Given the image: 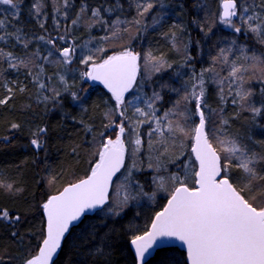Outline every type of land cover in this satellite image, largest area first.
Wrapping results in <instances>:
<instances>
[{"label":"snow or ice","instance_id":"snow-or-ice-1","mask_svg":"<svg viewBox=\"0 0 264 264\" xmlns=\"http://www.w3.org/2000/svg\"><path fill=\"white\" fill-rule=\"evenodd\" d=\"M156 2L157 0H129L128 9L134 7L136 13L129 20L126 17L121 18L127 11L121 0L96 7L81 0L79 10L71 20V26H77L87 16L88 29L100 24L108 30L110 36L101 37L104 41L129 33L133 26L137 27L139 33L144 17L150 14ZM60 3L61 0H53L54 12L67 18L68 9L73 6L71 0H62L63 10L57 6ZM0 5L8 6L4 9L5 12L10 8L15 10L16 17L20 15L21 0H0ZM197 7L198 10H207L205 14L212 15L213 23L218 19L219 23L233 32L251 34L258 43L264 44V0H220L218 15L211 12L206 2ZM43 8V0H33L30 14L37 17L44 15ZM105 13L108 14V19H105ZM113 15L115 19L111 18ZM166 15L167 13L162 12L153 16L152 24L144 25L143 29L160 25ZM10 19L11 17L0 19V41L7 42L0 46V65L6 63L13 70L28 69L29 75L36 82L37 91L44 89L54 93L52 96H41L40 99L44 102L49 99L55 102L61 98L62 93L44 83V66L36 65L35 61L42 59L48 63L70 66L74 58L79 59L80 64L87 69L81 73L82 78L99 81L111 93L115 102L114 108L106 112L105 117L110 119L115 113L120 118L119 123L113 120L105 125V129L115 126L114 138L109 137L107 131L100 132L98 137L93 136V142L99 139L100 143L97 151L92 154L96 159L89 164L90 171L86 177L64 187L58 194L48 196L39 205L44 216L40 232L43 238L35 254L24 259L22 264H55L67 235L85 217L104 213L101 220L106 217L123 218L131 202H137L139 206L141 198L147 195L144 185L136 177L142 171L139 157L145 143L150 161L149 169L155 167L158 173L166 163H171L177 167V172L167 177H153L157 190H167L166 184L169 182L173 188L167 204L155 213L148 230L131 237L137 264H148L149 258L155 259L157 264H179V261L167 255L173 250L171 245L175 241H179L186 250L185 264H264V154L254 150L251 138L250 143H245L239 137L229 134L227 127L230 118L224 115L223 107L228 97H232L231 103L238 108L235 115L244 110L250 111L253 118L264 115V100H261L260 106L252 103L253 92L245 87L247 81L244 78L247 71L245 65L249 62L252 67L264 66V54L253 53L249 56L245 51L247 46L239 45L240 56L230 59L232 45L237 44V41L233 40L226 47H220L217 54L211 57L209 67L201 69L199 73L193 69L191 89L187 88L185 82L183 95H180V89L168 83L160 84L161 90L175 92L179 98L162 114H158L157 103L161 102L162 108L164 100L161 91L154 88L151 95H148L144 89L150 85L156 73L173 67L163 56H155L151 51L141 54L133 51L130 46L107 55L104 47L89 49V44L92 43L90 39L81 46L82 49H88V55H78L77 46L69 43L67 47L59 50L58 58L52 60L50 58L54 55L56 39L66 40V37L52 39L44 35L34 39L52 46L48 49L47 56L40 57L39 49L20 56L13 51H5V47L11 44L14 48L15 43H18L27 49L32 40L19 28L13 32L7 31ZM53 20L59 26L57 15L53 16ZM40 27H45L43 22ZM177 27L183 31L182 26ZM204 27L205 25H201L202 31ZM211 31L209 27L205 35ZM164 35H170L173 48L179 51V33L173 31ZM10 36L15 43L8 39ZM184 49H187L186 44ZM98 53H105V56L98 59ZM191 59L190 55H186L185 63ZM241 59L244 63L240 62ZM141 60L144 62L143 69ZM217 65L227 69L226 76L216 70ZM34 66L37 68L35 73L32 71ZM261 70L264 71V67ZM2 71L0 68V72ZM205 74L211 76L212 83L220 86L217 93L220 103L218 108H211L205 102ZM55 75L66 92L68 84L65 76L60 73ZM10 83L15 84L16 81ZM225 83L228 87L227 96L223 88ZM0 86L8 93L0 99V105H4L11 99L13 88L8 82ZM25 90L24 87L19 88L21 93ZM133 92L136 95L130 100L127 99L125 94L132 95ZM71 96L74 101L80 100L75 92ZM193 103L194 109L190 107ZM129 111L131 116L127 115ZM196 119L198 122H195ZM142 125H148L146 133L141 129ZM10 127L18 129L20 125L13 123ZM84 130L91 133V125H84ZM46 131V128L40 127L33 132L30 143L34 148L41 149L45 145L41 137ZM189 138L191 154L195 157L192 163L196 167H190L188 161L181 162L185 152L179 149L184 148V141ZM168 145L176 148L178 154L171 160L162 161V157L168 152ZM159 146H165L164 153L157 154ZM126 159H131V164L126 163ZM234 169L240 174L234 176ZM189 178L193 180L191 186L188 184ZM0 189L10 193L21 191L14 184L3 181H0ZM110 189H114L116 194L113 195ZM20 220L19 214L11 216L7 209L0 210V222L15 225ZM100 226L103 225L89 224L87 227L94 229ZM12 235L15 237L18 233L13 232ZM97 252L103 255L101 249H97ZM0 264H3L2 260Z\"/></svg>","mask_w":264,"mask_h":264},{"label":"trees","instance_id":"trees-1","mask_svg":"<svg viewBox=\"0 0 264 264\" xmlns=\"http://www.w3.org/2000/svg\"><path fill=\"white\" fill-rule=\"evenodd\" d=\"M220 0H157L154 9L144 17L141 31L137 33V27L133 26L129 33H124L116 38H109L107 41L101 40V37L110 36L108 30L102 25L88 29L89 22L87 16L77 25L71 26V20L75 18L79 10L81 0H71L72 8L68 9L69 16L65 18L62 14L54 12L53 0H43L44 15L36 16L30 14L33 0H21V12L18 17L14 15L13 9L5 12V5H0V19L11 17L7 31L13 32L19 28L27 34L32 40L27 49L21 44L15 43L13 37L8 39L15 43L13 48L11 44L5 47V51H13L17 55L23 56L39 49L40 57L47 56L46 50L41 45L42 41L35 40L34 37L44 35L47 38L55 39L58 36H65L66 40L56 39L54 55L50 58L57 59L61 48L67 47L73 43L81 49V44L92 40L90 45L104 47L106 54L110 55L120 51L123 47L130 46L133 51L141 54L151 51L155 56H163L167 63L172 64L171 69L156 73L150 85L145 87L144 91L151 95L153 89L161 91L164 97L162 102L157 103L158 114L167 110L171 103L179 97L175 92H169L167 89H160V84L168 83L172 87L180 89V95L184 93V85L187 82V88L191 89L192 71L199 73L201 69L209 67L211 57L217 54L220 47H226L231 41H237L232 45L233 52L229 53L230 59H236L240 56L239 45H246L245 51L249 56L253 53L257 55L264 54V44L258 43L251 34L233 32L230 28L219 23L218 19L213 23L212 15L206 16L207 10H198V5L202 2L209 4L211 12L218 15ZM91 7L98 5H107L115 3V0H86ZM127 11L121 18L131 20L135 15V8L128 9L129 0H121ZM62 8L61 3L57 5ZM63 10V8H62ZM167 13L160 25L147 27L151 25L153 16L160 13ZM57 15L59 26L54 22L53 16ZM90 16V13H88ZM108 19V14H104ZM115 19V15L111 17ZM237 18H234L236 20ZM196 21V23H193ZM45 27L42 29L40 23ZM201 25H205L204 31ZM182 26L183 31L180 30ZM212 31L205 35L208 28ZM178 32L177 51L172 46L170 35L166 37L165 33ZM135 36V38H133ZM131 44L129 45V41ZM7 42L0 41V46ZM187 49H184V45ZM49 47H52L49 45ZM89 48V49H95ZM88 51V50H87ZM78 54L83 55L79 52ZM89 54V51H88ZM84 53V55H88ZM190 55L191 61L185 63V56ZM105 53H98L97 58L104 57ZM241 63L244 61L241 59ZM36 65H43L45 75L43 81L46 85L54 87L62 93L58 101L53 102L49 99L44 102L41 96H52L47 90L37 91L36 82L29 75L28 69H9L7 64L0 65L3 69L0 72V84L4 83L9 76L10 86L13 88L11 99L4 105H0V181L14 184L19 192H7L0 189V210L7 209L11 216L19 214L21 220L18 224L12 225L8 222H0V260L3 264H22V261L30 255H34L39 242L42 239L40 232L43 228L42 209L39 205L48 195L57 192L62 186L73 182L87 175L90 171L89 164L94 163L96 157L92 154L97 151L100 140L93 142V136H97L102 131H107L109 137H115L116 129H105V125L111 121L118 123L120 118L118 114L113 113L109 118L105 117L106 112L114 108V100L100 85L92 84L89 80L82 78L81 73L86 71L84 65L75 60L71 66H77V69L69 72L65 79L68 84V90L64 91V85L55 75L60 67L59 63H48L42 59L35 61ZM143 60L141 68L143 69ZM247 67L244 78L247 81L245 87L251 89L253 96L251 101L255 106H260L264 99V71L261 65L255 67L251 63ZM217 71L221 75H227V69L217 65ZM33 73L37 71L34 66ZM176 73H182L177 76ZM49 77L52 79L50 80ZM23 78V80H22ZM11 81H16L11 84ZM20 87L26 90L21 93ZM205 87L207 89L206 103L211 108L220 106L219 96L220 86L211 82V76L205 74ZM224 94L227 96V83L223 86ZM75 92L80 100L74 101L71 93ZM8 95L7 90L0 86V99ZM232 97H228L223 107L224 115L230 118V124L227 131L230 135L239 137L243 142L250 143L255 151L264 154V115L253 118L250 111L244 110L238 112L236 105L231 103ZM193 108V104L190 105ZM19 124L18 129H12L11 124ZM84 125H91L92 132H86ZM47 129L42 139L45 145L41 149L34 148L30 141L33 139V132L38 128ZM142 131L146 133L148 125L142 126ZM7 137V139H4ZM147 137H145V141ZM189 140L184 141V148L188 154ZM147 148V144L145 146ZM165 146H159L158 149ZM169 155L162 157L163 161L171 160L178 154V150L168 145ZM139 157L142 171L136 174L140 184L144 185L146 196L141 198L139 206L137 202H131L126 209L123 218H105L101 220L104 213L99 215H89L83 222L71 229L70 234L63 242L62 250L55 259V264H136L135 257L130 248V240L133 235L144 232L157 210L163 205L165 196L170 194L173 185L169 182L167 190H157L153 183V177L156 175L167 177L177 172V167L171 163H166L157 173L155 167L148 168L150 162L144 151ZM182 150V149H179ZM148 154V152H147ZM181 158V162H182ZM193 164V163H192ZM235 169L233 175H239ZM189 178L188 184L192 183ZM235 183V180L233 181ZM239 187V185H237ZM155 193V195H153ZM258 194V193H254ZM115 195V194H113ZM89 224L103 225L97 228L87 227ZM13 232H17L15 237ZM172 251L167 253L179 261V264H185V253L177 247L171 246ZM97 249H101L103 255L98 254ZM148 264H157L155 259L149 258Z\"/></svg>","mask_w":264,"mask_h":264},{"label":"rangeland","instance_id":"rangeland-1","mask_svg":"<svg viewBox=\"0 0 264 264\" xmlns=\"http://www.w3.org/2000/svg\"><path fill=\"white\" fill-rule=\"evenodd\" d=\"M3 7H5V8H8V6H3ZM218 13H219V11H218ZM43 42V41H42ZM84 43H82L81 44V46L83 45ZM41 45L44 47V49L46 50V54H48V49L49 48H51V47H49V45H46L45 43H41ZM97 47V46H96ZM89 48H95V45H90L89 44ZM78 49V51L79 52H81V53H83V55H84V53H87L88 54V49H80V47H78L77 48ZM58 55H59V52H58ZM78 55H80V54H78ZM111 55V54H110ZM57 58H58V56H57ZM75 60H77V61H79V59H75L74 58V61ZM77 69V66H71V67H69V66H67V65H61L60 64V67H59V70H58V72L57 73H60V74H63L65 77H66V75L69 73V72H71V71H74V70H76ZM87 70V69H86ZM11 78H12V76H9L8 78H7V80L5 81V82H8L9 83V80H11ZM22 80H23V78H22ZM10 85V84H9ZM126 95V98L127 99H132V96H134V95H136V93L135 92H133L132 93V95H129V94H125ZM264 100V99H263ZM194 107H195V105H194V103H193V109H194ZM127 115H129V116H131L132 115V113H131V111H129L128 113H127ZM195 122H198V119H196L195 120ZM119 123V122H118ZM143 126V125H142ZM142 126H141V128H142ZM192 126H194V123H193V125ZM126 127H127V124H126ZM148 131V129L146 130V132ZM112 138V137H111ZM114 138V137H113ZM153 139H155V137H153ZM189 145H188V154L187 155H184L183 157H181V158H183L182 159V161H188L189 162V164H190V167H196V164H192V162H194V159H193V157H192V154H191V149H190V147H191V141L189 140V143H188ZM159 148V147H158ZM164 151H165V147H163V148H160V149H158L157 150V154H159V153H164ZM182 151H184L185 152V154H186V150H185V148H182ZM142 152H143V150H142ZM167 154L169 155V152H167ZM144 156H147L148 157V154H147V151L145 150L144 151V154H143ZM163 161V160H162ZM131 159H126V163H128V164H131ZM192 183H193V181H192ZM192 183L190 184V185H192ZM168 185V183L166 184V186ZM110 192L112 193V194H116L115 193V190L114 189H111L110 190ZM168 195H166L164 198H165V200H166V197H167ZM165 200H164V202H165ZM164 202H162V204H164Z\"/></svg>","mask_w":264,"mask_h":264},{"label":"water","instance_id":"water-1","mask_svg":"<svg viewBox=\"0 0 264 264\" xmlns=\"http://www.w3.org/2000/svg\"><path fill=\"white\" fill-rule=\"evenodd\" d=\"M219 11H220V8H219ZM89 81H90L91 83H93V84L100 85V86L103 87L108 93H110V92L108 91V89L105 88L104 85H103L102 83H100L99 81H92V80H89ZM110 94H111V93H110ZM190 149H191V147H190ZM192 157H193V159H194V161H195V157H194V155H192ZM196 166H197V165H196ZM85 177H86V175L83 176L82 178H85ZM82 178H80V179H82ZM80 179H78V180H80ZM78 180H75V181H73V182H70V183L65 184V185L62 186L57 192L52 193V194H50V195H56V194H58L60 191H62V190L64 189V187H67L69 184L75 183V182H77ZM50 195H48V196H50ZM48 196H47V197H48ZM169 196H170V195H169ZM169 196L166 198V200H165L163 206H162L159 210H157L156 212L161 211V210L164 208V206L167 204V200H168ZM46 199H47V198H46ZM46 199H45V200H46ZM156 212H155V213H156ZM154 216H155V214L153 215L152 219L154 218ZM42 217H43V220H44L43 212H42ZM152 219H151V221H152ZM151 221H150V224L148 225V227H147V229H146L145 231H147L148 228L150 227V225H151ZM142 233H143V232H142ZM142 233H141V234H142ZM42 238H43V237H42ZM41 240H42V239H41ZM130 241H131V240H130ZM129 245H130L131 251H132V253H133L134 257H135L134 247L131 245V242L129 243ZM171 246L177 247V248H179L180 250H182V251L185 253V261H186V250H185L184 248L181 247L180 242H179V241H175ZM38 247H39V245H38ZM37 249H38V248H37ZM135 260H136V259H135ZM136 264H137V262H136Z\"/></svg>","mask_w":264,"mask_h":264},{"label":"bare ground","instance_id":"bare-ground-1","mask_svg":"<svg viewBox=\"0 0 264 264\" xmlns=\"http://www.w3.org/2000/svg\"><path fill=\"white\" fill-rule=\"evenodd\" d=\"M146 147H144V149H145ZM158 150V149H157ZM161 208V207H160ZM44 221V220H43ZM39 245V244H38ZM38 248V247H37Z\"/></svg>","mask_w":264,"mask_h":264}]
</instances>
